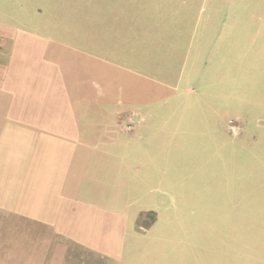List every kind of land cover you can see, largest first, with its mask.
<instances>
[{
  "label": "crops",
  "instance_id": "0c3cea01",
  "mask_svg": "<svg viewBox=\"0 0 264 264\" xmlns=\"http://www.w3.org/2000/svg\"><path fill=\"white\" fill-rule=\"evenodd\" d=\"M198 1L0 0V264H65L70 246L118 260L170 211L156 125L197 96Z\"/></svg>",
  "mask_w": 264,
  "mask_h": 264
},
{
  "label": "rangeland",
  "instance_id": "374dc122",
  "mask_svg": "<svg viewBox=\"0 0 264 264\" xmlns=\"http://www.w3.org/2000/svg\"><path fill=\"white\" fill-rule=\"evenodd\" d=\"M187 32L197 96L156 125L175 146L170 211L145 214L121 259L70 246L65 264H264V0H199Z\"/></svg>",
  "mask_w": 264,
  "mask_h": 264
},
{
  "label": "built area",
  "instance_id": "2783aa9c",
  "mask_svg": "<svg viewBox=\"0 0 264 264\" xmlns=\"http://www.w3.org/2000/svg\"><path fill=\"white\" fill-rule=\"evenodd\" d=\"M132 127V126H131ZM131 127H128V128H131ZM234 129V128H233Z\"/></svg>",
  "mask_w": 264,
  "mask_h": 264
}]
</instances>
